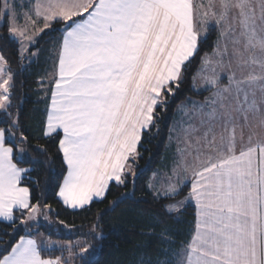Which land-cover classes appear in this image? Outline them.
I'll return each instance as SVG.
<instances>
[{
    "label": "snow or ice",
    "instance_id": "obj_1",
    "mask_svg": "<svg viewBox=\"0 0 264 264\" xmlns=\"http://www.w3.org/2000/svg\"><path fill=\"white\" fill-rule=\"evenodd\" d=\"M20 15L15 0H2L0 28L7 34L0 39L18 44L21 62L45 30L61 25L44 135L63 132L58 150L66 173L57 196L71 209L103 199L112 181L125 184L163 90L172 94V84L179 86L207 29L219 30L193 76V86L200 78L211 95L191 102V113L180 106L188 120L180 122L177 167L190 172L191 189L184 201L165 208L178 213L185 201L195 203V231L179 264H264V0H34L23 24ZM14 83L0 54V112L10 121L0 127V222L13 225L15 211L27 213L21 224L42 213L30 189L20 186L30 169L13 162L8 146L19 123L18 113L9 112ZM20 141H27L23 132ZM23 156L21 149L18 159ZM169 181L154 191L155 199L174 198L185 186ZM92 231L93 239L104 238L95 225ZM2 243L0 264H67L60 256H42L50 242L21 236ZM89 252L90 246L81 247V259Z\"/></svg>",
    "mask_w": 264,
    "mask_h": 264
},
{
    "label": "trees",
    "instance_id": "obj_2",
    "mask_svg": "<svg viewBox=\"0 0 264 264\" xmlns=\"http://www.w3.org/2000/svg\"><path fill=\"white\" fill-rule=\"evenodd\" d=\"M60 27L56 24L39 37L37 45L31 49L39 50V54L29 64L26 59L23 62L19 59L18 44L0 39V54L9 61L15 81L9 112L13 116L19 115L14 139L8 140V146L14 148L13 162L18 167L30 169L20 184L30 189L31 203L40 202L41 215L45 214L44 205L52 208L46 221H39L30 227L20 223L27 215H22L20 211L14 212V225L0 222V258L6 254L3 241L14 244L21 236L41 233L50 240L71 242L82 239L90 246L88 255L83 260L80 255L75 257L72 264H162L164 261L177 264L181 249L194 232L196 210L188 204L178 213H168L165 205L185 197L190 186L185 185L174 198L157 200L148 190V181L154 172L169 167L171 154L167 138L176 108L182 103L203 101L211 93V90L196 89L193 76L200 68L205 53H212L218 29L215 26L207 29V39L201 40L198 51L186 64L179 86L172 84L173 93L169 94L167 89L163 91L162 103L154 109V122L150 130L142 133L137 147L139 155L130 160L135 175H125L124 185L110 184L103 199L94 200L83 209L71 210L57 196L66 173L62 153L58 150L62 134L44 135L50 89H47L44 98L39 89L40 79L47 76L53 63L50 48L46 45L60 36ZM6 34L7 28H0V36ZM8 123L7 115L0 113V127L6 128ZM21 132L27 137L26 142L20 141ZM39 148L44 151H39ZM21 149L23 160L18 159ZM118 199L121 202L114 210H108L111 202ZM98 213L102 215L98 216ZM94 225L97 232L102 231V240L93 239ZM59 252L45 250L42 256L54 258Z\"/></svg>",
    "mask_w": 264,
    "mask_h": 264
},
{
    "label": "rangeland",
    "instance_id": "obj_3",
    "mask_svg": "<svg viewBox=\"0 0 264 264\" xmlns=\"http://www.w3.org/2000/svg\"><path fill=\"white\" fill-rule=\"evenodd\" d=\"M28 2H29V0H28ZM15 3L18 4V6L16 7L17 12L21 14L20 15V19H19V23L23 24L24 23V15H23V13H25L27 11L25 9H23V7L21 6L22 5V1L21 0H15ZM1 4H2V0H1ZM27 5H28V3H27ZM38 26L42 27L43 26V22L41 21ZM60 36H61V34H60ZM60 36L58 35L52 42H48L47 45H46V46H48L50 48V53L53 56V58L58 53L59 43H60ZM36 45H37V43L35 45H30L29 46L30 47V51L25 53V57H26L25 59L27 61V64H29V62L33 61V59H35L38 56V54H39V50H34V49L31 50ZM32 53H36V55L33 56ZM52 66H53V63H52ZM51 70H52V67L50 69V72L47 74V76L40 79V81L43 80V85H41V83L39 82V89H40L41 95L43 96L42 98H44V95H45L47 89H50V91H51V87H52V85L55 82L56 76L52 73L53 71L51 72ZM195 83H196V86H195L196 89L198 87L201 88V89H205V87L203 85V82H202V80L200 78H197ZM223 83H227L226 76H224L223 79H222V84ZM210 95H211V93L208 96H210ZM0 113H3V112H0ZM192 122L193 123H198V121H196L195 118H193ZM60 131H61V134L63 135L62 130H60ZM174 132L181 133L179 127L176 130H174ZM9 139L13 140L14 137L9 136ZM167 146H169L168 138H167ZM177 147H178V145H175V144L174 145L173 144L170 145L169 153L171 154V156H170L171 159H170V164H169V167H168L169 170H167V173H165L164 171H159V172L156 171L149 178L148 185H149V183H152L154 185L153 188H149L148 187V190L150 191V193L152 194L153 197H154V191L156 189L161 188L162 185L166 186L170 182L169 181V177H171V182L172 183L180 184L181 182H183L184 185L189 184V186H190V180H191L190 172L189 173H185L182 167H177V165H178V163L180 161V156L177 153ZM237 147H240V145L238 144ZM189 160H190L189 162H191V158H189ZM172 162L174 164H172ZM172 165H173V168H172ZM174 168L176 169V175H173V169ZM127 174H130V175L133 174V166H132V170L131 171L126 172V175ZM183 187H181V189ZM190 189H191V187H190ZM188 194H189V192H188ZM188 194L185 197H187ZM185 197H183L181 199H178V200H175V201H172V202H170L168 204H178L180 201H184ZM168 204H166V205H168ZM188 204H192V201L191 200L185 201V203L180 207V209L182 207L188 205ZM44 211H45L44 212L45 214H43V215L40 214L37 220L28 221L27 224H24V226L25 227H30L31 225L36 224L39 221H46L48 219V215H47L48 212H46V210H44ZM45 217H47V218H45ZM194 229H195V227H194ZM193 234H194V232H193ZM35 236H37L36 237L37 240L44 241L45 243L50 242L51 247L47 248L46 250H52V249L59 250L60 254L58 256L62 257L63 260L67 261V264H72L74 259H75V257L80 255V248L86 245L82 239H77V240H73V241L69 242V241L50 240L46 235L41 234V233H35ZM69 245L73 246L71 252H69V250H68V246ZM180 260H181V252H180V254L178 256L177 264H179Z\"/></svg>",
    "mask_w": 264,
    "mask_h": 264
},
{
    "label": "crops",
    "instance_id": "obj_4",
    "mask_svg": "<svg viewBox=\"0 0 264 264\" xmlns=\"http://www.w3.org/2000/svg\"><path fill=\"white\" fill-rule=\"evenodd\" d=\"M22 1V7H23V9H25L27 12H28V10H30V8L32 7V4L34 3V0H29V2H28V0H21ZM27 3H28V5H27ZM18 6V4L16 3V7ZM61 39H62V36H60V41H61ZM54 60H53V66H52V70H51V72L55 75V76H57V68H58V53L56 54V56H54V58H53ZM191 59V58H190ZM197 89H201V88H197ZM165 90V89H164ZM163 90V91H164ZM204 101V100H203ZM203 101H195V102H203ZM51 103V91H50V96H49V103H48V105ZM181 105H186L187 106V108L189 109V113H191V102L190 103H182V104H180L177 108H176V111H175V119H174V121H173V123H172V125H171V127H170V132H169V136H168V144H169V146H168V149L170 150V145H178V138H180L181 139V141H182V133H178V132H174L173 131V129H177L178 127H179V129H180V122L182 121V120H184V121H187L188 120V117H186L185 115H184V113H183V111H181L180 110V106ZM144 131H146V130H144ZM143 131V132H144ZM60 133H61V131H59ZM142 132V133H143ZM53 134H55V133H53ZM53 134H51V135H53ZM50 136V135H49ZM63 136V135H62ZM171 137V138H170ZM237 151H239V147H237ZM190 161V160H189ZM174 162V161H173ZM172 162V164H174ZM172 168H173V165H172ZM167 170H169V168L167 169ZM167 170H164V172L165 173H167ZM159 172V171H158ZM24 177V176H23ZM167 177V176H166ZM23 179V178H22ZM112 183H116L115 181H112V182H110V184H112ZM20 186H21V184H20ZM21 187H24V186H21ZM190 187H191V180H190ZM95 200H100V199H95ZM62 202V201H61ZM63 204V203H62ZM192 205L195 207V203H194V201H192ZM65 206V205H64ZM86 207V206H85ZM68 208V207H67ZM69 209H71V208H69ZM196 209V208H195ZM71 210H78V209H71ZM16 212V211H15ZM14 215V214H13ZM27 216V215H26ZM4 223H9V222H4ZM195 225H196V222H195ZM194 231H195V229H194ZM28 236H31L32 238H35L36 239V237L37 236H35V234H33V235H28ZM43 239V238H42ZM46 239V238H45Z\"/></svg>",
    "mask_w": 264,
    "mask_h": 264
}]
</instances>
